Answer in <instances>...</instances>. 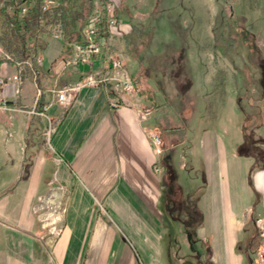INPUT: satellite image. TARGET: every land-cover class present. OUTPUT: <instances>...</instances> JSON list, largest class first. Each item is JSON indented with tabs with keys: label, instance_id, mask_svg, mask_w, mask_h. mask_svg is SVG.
Wrapping results in <instances>:
<instances>
[{
	"label": "crops",
	"instance_id": "0c3cea01",
	"mask_svg": "<svg viewBox=\"0 0 264 264\" xmlns=\"http://www.w3.org/2000/svg\"><path fill=\"white\" fill-rule=\"evenodd\" d=\"M66 52L73 54L62 40L48 41L37 80L26 73L42 96L21 91L0 115V264H144L142 256L114 255L125 249L115 247L113 215L126 227L127 219L136 221L129 229L144 237L139 247L149 264L167 257L168 264H259L264 147L244 148V136L234 131L182 135L164 124L159 109L142 122L131 108H111L103 86L83 88L63 107L57 90L106 71L103 57L64 69ZM16 71L0 61V79ZM45 105L51 106L41 115ZM156 127H163L160 154L148 134ZM55 195L66 205L59 230L44 223V203Z\"/></svg>",
	"mask_w": 264,
	"mask_h": 264
},
{
	"label": "rangeland",
	"instance_id": "374dc122",
	"mask_svg": "<svg viewBox=\"0 0 264 264\" xmlns=\"http://www.w3.org/2000/svg\"><path fill=\"white\" fill-rule=\"evenodd\" d=\"M6 1L1 0L0 7ZM107 2L113 4L123 34L129 36L132 26L136 29L135 39L128 40L121 34L114 36L110 31L114 25L110 26L108 35L115 40L107 51L121 52L127 59L130 73L145 96L142 101L152 108L148 110L159 109L164 124L182 135L187 129L195 136L201 128H206L205 132L218 129L222 135L234 131V135L244 136V148H250V143L258 150L264 147V0H81L74 9L83 11L82 15L72 25L61 14L62 7L70 6L68 2L44 0L40 10L50 18L42 20L45 32L40 34L41 43L53 38L52 31L60 20L68 33L62 40L64 47L74 54L72 44L84 43V29L94 20L95 9H102ZM35 5L36 0L23 4L20 16L27 18ZM100 19L102 26L106 25L105 13ZM69 54L65 53L63 61L73 55ZM30 78L26 74L22 90L28 97L38 89ZM153 129L163 137V127ZM158 167L162 166L156 164L155 173H162L157 172ZM57 192L63 197L65 191ZM56 195L47 199L43 212L47 228L59 230L66 205ZM113 218L115 247L125 249L114 255L126 259L131 254L136 259L142 256L143 263L149 264L139 247L144 237L132 235L129 229L136 221L127 219L126 227L117 216ZM170 240V236L164 237V245ZM162 254L165 258L169 251ZM164 263H170L169 257Z\"/></svg>",
	"mask_w": 264,
	"mask_h": 264
},
{
	"label": "built area",
	"instance_id": "2783aa9c",
	"mask_svg": "<svg viewBox=\"0 0 264 264\" xmlns=\"http://www.w3.org/2000/svg\"><path fill=\"white\" fill-rule=\"evenodd\" d=\"M49 7L50 5L48 4L45 9L47 10ZM114 11L113 4L109 2L103 4L102 9L97 7V9H95L94 20L84 29V43L76 44L74 46V54L63 61L64 69H77L81 65H92L96 58L103 57L106 71L86 74L82 76L80 81L65 85L55 92L56 102L63 107H70L83 88L103 86L108 89V100L111 108H131L136 113L137 117L144 122L152 117L153 111L143 107L142 97L135 86L127 59L121 52L116 53L107 51L108 46L115 40L113 35H108L110 32L108 28L117 24ZM103 13L106 15V25L104 26H102V21L100 19ZM51 35L57 40H64L67 36L64 25L60 20L55 24ZM1 60L14 64L17 71L8 78L0 79V115L11 110L9 107L10 100L16 102L19 100L27 69L33 72L36 81L38 73L35 71V66L42 62L39 56L21 61L16 55L7 53L0 47V61ZM110 84L111 86L109 87ZM41 96L42 91L39 90L38 97L40 98ZM50 106L51 105L43 106V111L40 114L45 115ZM53 132L54 129L52 127H50L47 132L48 144L50 147ZM148 134L153 147L158 153H162L164 141L161 132L156 129H151ZM163 171L164 168H157V172ZM257 227L260 240L257 260L259 264H264V218L258 220Z\"/></svg>",
	"mask_w": 264,
	"mask_h": 264
},
{
	"label": "trees",
	"instance_id": "16d2710c",
	"mask_svg": "<svg viewBox=\"0 0 264 264\" xmlns=\"http://www.w3.org/2000/svg\"><path fill=\"white\" fill-rule=\"evenodd\" d=\"M29 1L30 0H7L3 6L0 7V46L4 51L16 55V57L21 61L33 59V57L39 56L40 52H42L47 46V43L44 44L40 41V34L45 32V25H42V20H49L50 18L47 16V14L46 16L43 15L40 10L44 0H36V5L29 10L28 17H21V7L23 4L29 3ZM62 1L64 3L68 2L70 4V6L62 7L61 14L63 15L64 19L69 21L72 25V22L76 20L78 21V18L82 15L83 11H76V9H74V4L81 0ZM10 8L11 11H9ZM89 13H91V10L88 11L87 15L85 16L88 17ZM121 24L122 23L119 21L117 26H114L110 29L113 35L118 36V34H121L123 39L126 37L128 40L134 38V32L136 31L135 27H131L128 36L123 34V31H121ZM127 24L130 25L129 23ZM133 79L135 86L143 100V97L145 96L138 86L137 79ZM157 86H159V83H157ZM143 107L147 110L152 109L148 107L144 101Z\"/></svg>",
	"mask_w": 264,
	"mask_h": 264
}]
</instances>
